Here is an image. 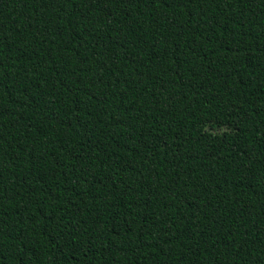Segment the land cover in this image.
Here are the masks:
<instances>
[{
  "label": "trees",
  "instance_id": "trees-1",
  "mask_svg": "<svg viewBox=\"0 0 264 264\" xmlns=\"http://www.w3.org/2000/svg\"><path fill=\"white\" fill-rule=\"evenodd\" d=\"M0 264H264V0H0Z\"/></svg>",
  "mask_w": 264,
  "mask_h": 264
}]
</instances>
